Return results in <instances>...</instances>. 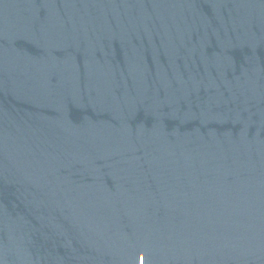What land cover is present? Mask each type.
Here are the masks:
<instances>
[{"label":"water","instance_id":"1","mask_svg":"<svg viewBox=\"0 0 264 264\" xmlns=\"http://www.w3.org/2000/svg\"><path fill=\"white\" fill-rule=\"evenodd\" d=\"M0 264H264V0H0Z\"/></svg>","mask_w":264,"mask_h":264}]
</instances>
